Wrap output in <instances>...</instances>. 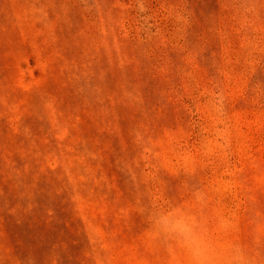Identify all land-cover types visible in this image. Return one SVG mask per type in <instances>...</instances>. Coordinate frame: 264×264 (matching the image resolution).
<instances>
[{
    "label": "rangeland",
    "instance_id": "374dc122",
    "mask_svg": "<svg viewBox=\"0 0 264 264\" xmlns=\"http://www.w3.org/2000/svg\"><path fill=\"white\" fill-rule=\"evenodd\" d=\"M264 264V0H0V264Z\"/></svg>",
    "mask_w": 264,
    "mask_h": 264
},
{
    "label": "clouds",
    "instance_id": "9594fccd",
    "mask_svg": "<svg viewBox=\"0 0 264 264\" xmlns=\"http://www.w3.org/2000/svg\"><path fill=\"white\" fill-rule=\"evenodd\" d=\"M167 231L185 251L187 264H220L214 246L209 241L205 229L183 212L173 217H165Z\"/></svg>",
    "mask_w": 264,
    "mask_h": 264
}]
</instances>
